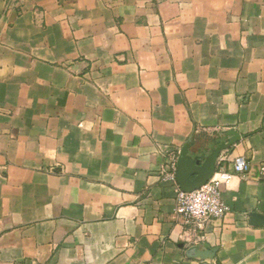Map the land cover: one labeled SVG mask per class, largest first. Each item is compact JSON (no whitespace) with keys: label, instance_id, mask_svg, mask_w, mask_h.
Masks as SVG:
<instances>
[{"label":"crops","instance_id":"obj_1","mask_svg":"<svg viewBox=\"0 0 264 264\" xmlns=\"http://www.w3.org/2000/svg\"><path fill=\"white\" fill-rule=\"evenodd\" d=\"M234 137L183 223L163 164ZM263 164L264 0H0V264H264Z\"/></svg>","mask_w":264,"mask_h":264},{"label":"built area","instance_id":"obj_2","mask_svg":"<svg viewBox=\"0 0 264 264\" xmlns=\"http://www.w3.org/2000/svg\"><path fill=\"white\" fill-rule=\"evenodd\" d=\"M229 148L221 151L216 164L218 168L215 174L200 188L193 191L181 189L177 184L178 157L180 150L172 152L161 168V179L175 185V213L185 224H190L198 230H203L205 225L213 219L224 218L229 211V206L222 197V185L228 184L233 173L245 177L251 169V163L245 156L235 155L230 158L232 169L226 167L225 162ZM259 174L264 178V164L259 168Z\"/></svg>","mask_w":264,"mask_h":264},{"label":"water","instance_id":"obj_3","mask_svg":"<svg viewBox=\"0 0 264 264\" xmlns=\"http://www.w3.org/2000/svg\"><path fill=\"white\" fill-rule=\"evenodd\" d=\"M227 145H223L215 149L209 157L202 163L199 159L188 158L186 148L180 150L177 165L178 171L176 180L181 189L193 191L203 186L216 172L217 158L221 151L231 147L237 138H230ZM252 225H264V215L258 212L251 214ZM217 248L203 250L201 246H192L186 251V255L195 258H214Z\"/></svg>","mask_w":264,"mask_h":264}]
</instances>
